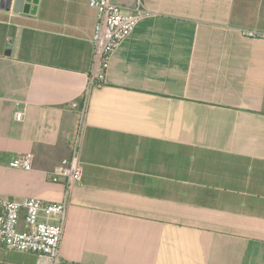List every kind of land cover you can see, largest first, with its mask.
<instances>
[{
  "label": "crops",
  "instance_id": "obj_1",
  "mask_svg": "<svg viewBox=\"0 0 264 264\" xmlns=\"http://www.w3.org/2000/svg\"><path fill=\"white\" fill-rule=\"evenodd\" d=\"M141 2L90 92L61 264H264V38L237 30L264 32V0ZM95 21L88 0H0L1 197L61 201L50 172L69 156ZM26 154L32 170L9 166ZM45 260L0 247V264Z\"/></svg>",
  "mask_w": 264,
  "mask_h": 264
},
{
  "label": "built area",
  "instance_id": "obj_2",
  "mask_svg": "<svg viewBox=\"0 0 264 264\" xmlns=\"http://www.w3.org/2000/svg\"><path fill=\"white\" fill-rule=\"evenodd\" d=\"M88 7L96 14L91 39V73L78 100L67 105L76 116L74 132L67 136L69 156L63 158L50 172V180L63 185L62 199L56 203H47L32 197L8 200L0 196V247L35 254L45 258L46 264H61L60 247L70 195L82 178L80 151L90 92L94 87L104 85L112 56L147 14L141 0H135L130 11H125L112 0H88ZM237 30L246 38H264V32L261 31L248 28ZM20 118L21 114L18 113L16 119ZM32 160V154H26L12 161L9 166L29 171L32 170Z\"/></svg>",
  "mask_w": 264,
  "mask_h": 264
},
{
  "label": "water",
  "instance_id": "obj_3",
  "mask_svg": "<svg viewBox=\"0 0 264 264\" xmlns=\"http://www.w3.org/2000/svg\"><path fill=\"white\" fill-rule=\"evenodd\" d=\"M2 2L4 0H1ZM37 0H7V8L8 10L13 7L14 11L21 12L27 11L32 4H36Z\"/></svg>",
  "mask_w": 264,
  "mask_h": 264
}]
</instances>
